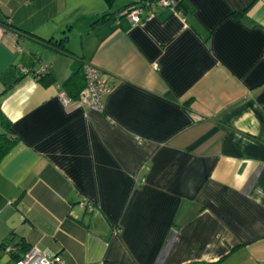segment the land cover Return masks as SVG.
I'll use <instances>...</instances> for the list:
<instances>
[{"label":"crops","instance_id":"crops-1","mask_svg":"<svg viewBox=\"0 0 264 264\" xmlns=\"http://www.w3.org/2000/svg\"><path fill=\"white\" fill-rule=\"evenodd\" d=\"M140 1L0 0V264H264V0ZM85 62L101 109L58 97Z\"/></svg>","mask_w":264,"mask_h":264},{"label":"built area","instance_id":"built-area-1","mask_svg":"<svg viewBox=\"0 0 264 264\" xmlns=\"http://www.w3.org/2000/svg\"><path fill=\"white\" fill-rule=\"evenodd\" d=\"M176 2L174 0H144L134 5L126 13V16L132 22H139L145 9H149L154 12L155 6H173ZM86 85L79 94L76 101L80 104L90 106L96 109L102 108L103 96L110 90L111 86L107 79V74L100 70L97 66L90 62H85L83 65ZM60 101L66 106L72 99L67 92L63 89L59 91L58 95ZM80 204L87 210L94 211V203L88 199H83ZM18 248L12 243H5L3 245V251L7 254L17 252ZM14 264H66L63 258L59 254H53L48 256L42 250L36 246H32L28 251L14 261Z\"/></svg>","mask_w":264,"mask_h":264},{"label":"trees","instance_id":"trees-1","mask_svg":"<svg viewBox=\"0 0 264 264\" xmlns=\"http://www.w3.org/2000/svg\"><path fill=\"white\" fill-rule=\"evenodd\" d=\"M106 2L112 6V4L114 3V0H106ZM140 2H143V1H140ZM134 5L136 4L126 5L125 7H123L122 10L119 11V13L121 15H126V13ZM178 5L179 4L176 3L175 7L178 8ZM102 18H104V16L99 18V20ZM55 46L61 49L62 51H66V52L68 51V49L64 45L55 44ZM83 65H84L83 63H79L76 66V68L73 70V72L64 81V84H62V86L67 89L68 91L67 94L69 95V97L73 100H76L79 97V94L81 93V91L84 89L86 85V78H85V72H84ZM50 75H51L50 73L49 74L47 73L45 74V76H41L39 79L44 84L51 83V81L53 80V77ZM0 122L4 129V131L0 132V161H1V159L15 145V143L17 142V138L11 130L10 121L4 116L1 110H0ZM13 245H15L18 248L17 252L11 254L14 261L19 259L23 255V253L28 251L30 248L29 245L24 244V243L13 244ZM185 264H217V262L194 261V262H189Z\"/></svg>","mask_w":264,"mask_h":264}]
</instances>
